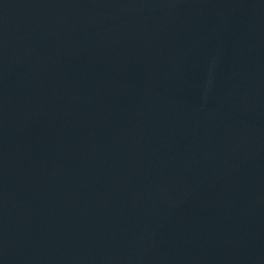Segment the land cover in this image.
Returning a JSON list of instances; mask_svg holds the SVG:
<instances>
[{
	"label": "water",
	"instance_id": "95a60500",
	"mask_svg": "<svg viewBox=\"0 0 264 264\" xmlns=\"http://www.w3.org/2000/svg\"><path fill=\"white\" fill-rule=\"evenodd\" d=\"M0 264H264V0H0Z\"/></svg>",
	"mask_w": 264,
	"mask_h": 264
}]
</instances>
